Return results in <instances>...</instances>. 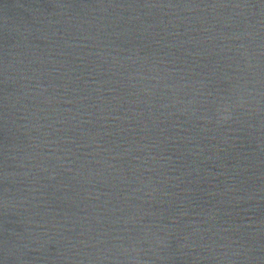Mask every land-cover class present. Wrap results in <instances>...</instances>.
Segmentation results:
<instances>
[{
	"label": "water",
	"instance_id": "95a60500",
	"mask_svg": "<svg viewBox=\"0 0 264 264\" xmlns=\"http://www.w3.org/2000/svg\"><path fill=\"white\" fill-rule=\"evenodd\" d=\"M0 264H264V0H0Z\"/></svg>",
	"mask_w": 264,
	"mask_h": 264
}]
</instances>
